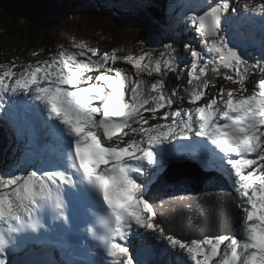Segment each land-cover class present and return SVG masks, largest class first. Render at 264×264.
<instances>
[{
	"label": "snow or ice",
	"instance_id": "1",
	"mask_svg": "<svg viewBox=\"0 0 264 264\" xmlns=\"http://www.w3.org/2000/svg\"><path fill=\"white\" fill-rule=\"evenodd\" d=\"M257 13L264 18V3L237 6L236 0H207L201 11L185 14L184 26L195 29L210 55L188 51L191 42L178 52L182 41L171 36V44L161 41L165 52L154 66L147 52L118 57L116 50L69 51L63 45L50 59L28 63L20 71L0 65V116L8 117L17 137L33 132L15 110L13 97L24 96L40 102L47 121L54 122L47 124L54 142L61 137L67 141V167L32 164L14 174L0 173V264H10L17 235L39 233L46 228V217L70 226L68 189L76 190L73 194L81 201L88 200V189L100 197L106 213H93L88 231L111 264H183L175 259L181 254L188 264H212L217 256L215 264H264V80L247 83L250 73H264V58L248 60L227 35L235 18ZM157 22L162 30H171L166 19ZM118 60L161 79L145 90L142 80L112 66ZM185 72L190 90L165 91L169 73L183 77ZM209 73L239 83V92L250 94L223 87L218 93L207 91L210 84L215 87ZM178 102L194 107L180 108ZM161 109L168 110L158 117ZM144 112L165 123L145 127ZM124 129L133 135L123 132L127 140L119 138L118 143L113 136ZM184 155H198L203 167L226 173L235 198L209 191L154 197L151 189L160 171ZM233 208L241 214L242 236L228 231L187 234L208 222L226 223ZM135 237L141 238L138 255L159 259L134 258L130 247Z\"/></svg>",
	"mask_w": 264,
	"mask_h": 264
},
{
	"label": "rangeland",
	"instance_id": "2",
	"mask_svg": "<svg viewBox=\"0 0 264 264\" xmlns=\"http://www.w3.org/2000/svg\"><path fill=\"white\" fill-rule=\"evenodd\" d=\"M7 0H0V2L6 4ZM91 1L93 0H62L60 4H62V8L57 14V12L53 13V18L51 21H46L44 24L46 29L48 27V32L53 30L47 37L46 42H41L38 43L35 46H26L25 49H22L20 47H23V43L26 45L27 41L21 40L20 38L15 39V36L13 38V35L10 34V30L5 25V22L3 19H6V23L9 25H12V28L14 26L13 22H9L7 18H3L0 15V43H1V49L2 46L7 47L11 44H13V48H9V51L14 50V48L18 47L20 48L19 50L15 49V52L12 51L9 56H3L0 54V65H7L9 67H13L14 71H18V66L17 64L19 63L17 61V57H22L23 62L19 63L20 65L24 66L29 63V58L31 59H36L37 61L39 60L38 52L39 51H46L47 47L49 48L50 46L53 47L57 41V39H60L61 42H64L66 40H69L67 45H63L65 49H68L69 51H77L79 49H84L88 50L91 48H97L99 50V53H109L111 52L110 46L112 48H116L114 50L117 51V48L120 47H126L129 46L131 48L133 44V38L138 35L139 33V28H122V21L120 20V13L121 10L117 14V20L115 19V15L117 12V7L116 5L113 6V18L104 15L103 13L105 10H102L106 6L105 2H100L99 6L94 7V5L91 4ZM193 2L195 0H192ZM112 2V1H109ZM141 3H144L143 1H140ZM64 3V4H63ZM120 3L122 4L123 7L126 8L127 4L126 2L120 0ZM264 3V0L262 1ZM60 8V7H59ZM2 13V12H1ZM5 14V13H4ZM58 15V16H57ZM8 16V14H6ZM17 17V16H16ZM57 17V22H52L53 19H56ZM20 20L17 21L18 26L20 25L21 28H25V23L27 20L17 17ZM8 19L11 20L12 17L8 16ZM239 19H244L243 16H239ZM264 22V21H263ZM262 22V23H263ZM41 24V23H39ZM8 25V26H9ZM16 27V26H15ZM45 30V29H44ZM15 33H18L17 27L16 30H14ZM46 32V31H45ZM250 34L253 36L252 39L255 41H260L262 44H264V27L259 25L255 26L251 29ZM155 42L159 41L160 39H167L168 36L165 31H159L157 30L155 32ZM238 39L240 41H243L241 36H238ZM59 41V42H60ZM161 42V41H160ZM160 43H158L159 45ZM12 49V50H11ZM21 50V55L18 51ZM36 50V52H35ZM58 50H62L61 47L58 48ZM35 54H32L34 53ZM8 53V52H4ZM154 54V53H153ZM24 55V56H23ZM78 59H84V57H78ZM118 60L117 62H119ZM190 63V60L187 62ZM115 67V65H112ZM21 67V66H20ZM3 69L0 68V72H2ZM112 75H115L113 73ZM239 94V92H238ZM242 95H248L249 93H241ZM18 97H13L15 100ZM16 101V100H15ZM25 104H19V107L24 106ZM188 103L184 102L182 104V108L188 109ZM28 110L30 111V108L28 107ZM3 118H7V116H1ZM149 126V125H147ZM13 127V126H12ZM134 127L138 128V125H134ZM129 135H133L130 133ZM7 136V135H6ZM139 139V137H136ZM21 147H25L24 144H21ZM2 156L3 153L0 152ZM29 159L25 163L26 166H31L32 164H35V161L31 157H28ZM231 183V182H230ZM229 188L232 189V184L229 186ZM240 235V234H239ZM162 248H165L166 245L161 244ZM143 256V258H146L147 256ZM178 260L182 261L183 255H178L176 257Z\"/></svg>",
	"mask_w": 264,
	"mask_h": 264
},
{
	"label": "bare ground",
	"instance_id": "3",
	"mask_svg": "<svg viewBox=\"0 0 264 264\" xmlns=\"http://www.w3.org/2000/svg\"><path fill=\"white\" fill-rule=\"evenodd\" d=\"M61 3V2H60ZM62 4H60L59 5V7L60 8H62V6H61ZM58 7V8H59ZM5 9H8V10H10V8H9V6H7V5H5V3H2V2H0V11H2L3 13H5V14H8L9 16H16V15H10L9 14V12L8 11H6ZM58 12V11H57ZM51 15L50 16H52L51 17V19L53 18V13H50ZM17 17H19V16H17ZM51 19L49 20V22L51 21ZM240 20H243V19H240ZM27 22H29V23H42V22H40L39 20L38 21H34V22H32V21H27ZM44 23V22H43ZM158 43H161V42H158ZM24 44V43H23ZM16 100V109H17V113L19 114V116L21 115V113H23V112H27L28 114H30V116L31 115H35L36 113H38L39 114V116H40V118L39 119H36V125H40V127H41V129H42V131H43V128H45L44 129V133H45V135H46V137L47 138H49L51 141V145H52V148H53V152H52V154H55V152H56V140H55V142H54V139H53V137L49 134V130H48V127H47V123H46V116H44L43 115V111H41V109H40V107H39V104H38V102L37 101H31V100H24V99H22L21 98V96H19L18 98H16L15 99ZM22 103H24L25 105L24 106H22V107H19V104H22ZM28 107L30 108V111L28 110ZM41 116H42V118H46V119H44V121H43V119L41 118ZM9 121V120H8ZM8 121H6V123H8ZM10 127L11 126H13L12 125V122H11V124L9 125ZM46 130V131H45ZM6 136V135H5ZM34 138H33V136L31 135V134H25L24 135V140H26V141H32ZM21 144H24L23 142L22 143H20V145ZM39 145V143H36V146H38ZM45 146L46 145H44V148H45ZM23 148V150H24V152H28L29 150H31V148H27L26 146L25 147H22ZM36 151V150H35ZM20 153V149H18V154ZM32 158V157H31ZM33 159V158H32ZM193 159H194V157H192L191 156V160H187V159H185V158H183L182 159V161H186L187 162V164H191V163H193ZM33 161H34V159H33ZM182 161H180V162H182ZM177 164H178V162L176 163V166L175 167H177ZM24 166H26V165H24ZM189 168V167H188ZM204 169H205V172H206V174L208 173H210V175H211V173H212V171L211 170H208L209 168H205L204 167ZM221 172V171H220ZM173 176H175V177H180V178H188L189 176H193V177H199V172L197 171V170H195V169H193V168H189V169H186L183 173L182 172H179V173H175V174H173ZM188 176V177H187ZM168 178H169V174H163L162 176H161V179L163 180V184H165V183H168ZM220 184H225L226 186H227V189H228V193H232V194H235L234 192H232V189L231 188H229V185L228 184H226V183H224V182H220L219 183V185ZM154 196H155V194H154ZM103 212V211H102ZM224 224V223H223ZM59 230V228H53L52 229V232H55V233H57V231ZM242 236V235H241ZM74 236H73V233H71V234H68V235H66V237H64L63 239H62V244L61 245H55V248L56 249H58L59 251L58 252H61V251H63L64 249H65V247H67V246H69L70 244H71V240H72V238H73ZM135 238H139V237H135ZM86 247H83L82 248V254L83 255H85V253H86ZM17 257H22V259L23 260H26L29 256H23V254H21V255H16ZM156 259H159V257H156V256H152V257H148V260H156ZM175 259H177L176 257H175ZM33 264H36V263H33Z\"/></svg>",
	"mask_w": 264,
	"mask_h": 264
},
{
	"label": "trees",
	"instance_id": "4",
	"mask_svg": "<svg viewBox=\"0 0 264 264\" xmlns=\"http://www.w3.org/2000/svg\"><path fill=\"white\" fill-rule=\"evenodd\" d=\"M94 4L95 5H99L100 2L99 1H95ZM106 8L108 10V16L111 17V18H113V8L111 7V5H106L104 9H106ZM57 11H59V10H57ZM1 12L2 11H0V15L3 18H7V20L9 22H13V24L15 23L14 26H13V28H12V25H9L8 23H6L7 22L6 19H3V21L5 22V25H7V27L10 30V34L13 35V38L15 36V39H17V38L19 39L20 38L21 40L27 41L26 45L23 44L24 46L23 47H20L21 50L22 49H25L26 46L27 47L28 46L31 47V46L37 45L38 43L43 42L42 40L44 39V37L47 36L46 33L48 32V29L45 28V25L43 23L39 24V23H29V22H26L25 23V26L26 27L23 29V28H21L20 25L18 26V24H17V21L20 20L19 18H17L16 16H9L8 15L9 17H12V19L9 20L8 19V16H6V14H4L3 12L1 13ZM57 14H58V12H57ZM116 14H118V12H116ZM119 16H126V17H130V18H134L135 17L134 15L129 14V13L126 14L125 12H121ZM15 26L17 27L18 33H15L14 32V30H16V27ZM160 41H161V39L159 40V42ZM13 47H14L13 44L10 43L9 46H7V47L2 46V49H1V43H0V54L3 55V56H6V55L9 56V54L12 51L15 52V49H17V48H14V50L11 49L12 51H9L8 50L9 48H13ZM20 48L18 47L17 50H19ZM21 50L18 51L20 53L19 55L23 54V53H21ZM4 52H8V53H4ZM35 52H36V50H35ZM35 52L32 53V54H35ZM171 82H172V78H169V83H171Z\"/></svg>",
	"mask_w": 264,
	"mask_h": 264
},
{
	"label": "water",
	"instance_id": "5",
	"mask_svg": "<svg viewBox=\"0 0 264 264\" xmlns=\"http://www.w3.org/2000/svg\"><path fill=\"white\" fill-rule=\"evenodd\" d=\"M61 1L62 0H7L5 5L9 6L10 10H5L8 11L10 15L19 16L27 21L34 22L39 20L43 23L51 19L52 16H50V13L56 12Z\"/></svg>",
	"mask_w": 264,
	"mask_h": 264
}]
</instances>
